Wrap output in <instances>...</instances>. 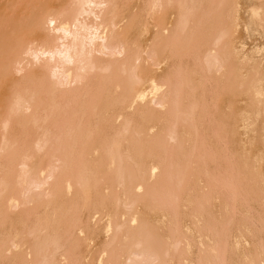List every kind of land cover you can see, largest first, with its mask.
<instances>
[{"label": "bare ground", "instance_id": "bare-ground-1", "mask_svg": "<svg viewBox=\"0 0 264 264\" xmlns=\"http://www.w3.org/2000/svg\"><path fill=\"white\" fill-rule=\"evenodd\" d=\"M244 33L264 0L0 3V264H264Z\"/></svg>", "mask_w": 264, "mask_h": 264}, {"label": "rangeland", "instance_id": "rangeland-1", "mask_svg": "<svg viewBox=\"0 0 264 264\" xmlns=\"http://www.w3.org/2000/svg\"><path fill=\"white\" fill-rule=\"evenodd\" d=\"M9 1L10 0H0V3L4 4V3H7ZM46 1H48V0H46ZM22 16H24V13L19 12V13L12 15L9 20H16L17 18L22 17ZM244 38H245L248 45L255 44V43H264V38H261L256 33L251 34V35L244 33ZM2 94H3V89H0V97L2 96Z\"/></svg>", "mask_w": 264, "mask_h": 264}]
</instances>
